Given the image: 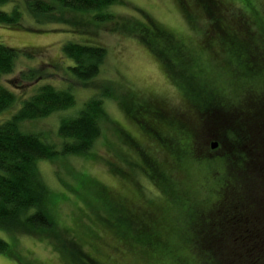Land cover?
Segmentation results:
<instances>
[{"label":"rangeland","instance_id":"obj_1","mask_svg":"<svg viewBox=\"0 0 264 264\" xmlns=\"http://www.w3.org/2000/svg\"><path fill=\"white\" fill-rule=\"evenodd\" d=\"M27 1L9 0L0 6L5 12L18 6L23 14L22 29L0 24V44L31 55L20 54L14 72L1 79L18 99L12 108L0 113V123L8 120L40 85L69 89L75 97L72 108L22 125L24 131L58 142L61 119L75 117L88 99L103 90H108L110 97L103 99L106 117L101 122V136L86 155H63L38 162L49 191L53 229L42 234L25 232L15 238L0 229V239L13 253H0V264H198L184 239L204 225L199 216L207 210L204 202L223 183L225 169L220 159L213 158L219 147H210L218 139L217 132L208 136L206 121L197 118L192 129L198 138L202 135V156L208 158L197 157L193 151L189 157L180 158L187 160L185 164L173 165L165 151L140 136L122 106L134 109L140 104L164 103L172 113H185V97L194 99V90L199 89H217L226 99L236 100L239 78L231 68H222L228 59L225 52L215 45L201 47L205 37L214 33L211 21L192 5V18L186 19L177 0H122L109 6V11L118 19L142 22L148 31L142 38L138 33L122 31L123 23L117 21L82 25V30L74 33L72 23L34 21ZM224 1L229 11L244 10L264 27V0ZM149 21L184 44L182 49L165 37L153 35ZM91 39L105 46L107 56L100 74L91 82L81 83L69 74L67 68L72 61L63 55L62 46ZM187 56L202 72H195L198 68L185 62ZM213 59L216 64L211 63ZM186 66H191L195 74L183 73L181 69ZM30 69L37 70L38 79H21V73ZM132 93L135 97L130 98ZM124 132L131 140H143L140 151L122 142Z\"/></svg>","mask_w":264,"mask_h":264},{"label":"trees","instance_id":"obj_2","mask_svg":"<svg viewBox=\"0 0 264 264\" xmlns=\"http://www.w3.org/2000/svg\"><path fill=\"white\" fill-rule=\"evenodd\" d=\"M177 1L186 19L192 18L189 9L193 6V9L202 10L211 21L214 33L205 37V44L201 47L215 45L225 52L228 59L222 68H231L239 78L236 100L226 99L217 89H199L194 90L195 100L185 97V113H172L164 103H145L138 108L136 105L134 109L122 104V110L135 123L140 136L165 151L174 161L173 165L185 164L187 160L180 158L189 157L193 151L197 157H205L202 156L203 146L199 139L202 135L198 138L192 129L197 118L206 121L208 136L217 132L219 151L213 158L220 159L223 164V183L211 199L204 202L207 210L199 215L204 225L184 241L193 249L198 264H264V27L242 9L241 13L229 11L224 0ZM8 2L0 0V6ZM121 2L28 0L27 8L34 21L72 23L74 33L82 30V25L92 27L117 21L123 23L122 31L138 33L142 38L148 32L142 22L118 19L109 11V6ZM22 17L18 6L10 12L0 10V24L6 27L22 29ZM147 24L151 26L153 35L165 37L164 40L175 42L179 44H176L177 48L182 49L184 44H180L165 28L151 21ZM84 42L87 43L67 42L62 46V53L72 61L67 68L69 74L81 83H88L100 74L107 50L96 40ZM20 54L31 57L21 49L0 44V113L17 103L16 94L3 85L1 79L14 72ZM161 56L170 63L166 54ZM185 62L197 67L195 72H202L192 57L187 56ZM181 70L195 74L191 66ZM35 71L22 72L20 78L34 81L39 75ZM105 97H110L108 90L88 99L75 117L61 119L57 127L58 142L24 131L22 125L72 108L75 97L69 89L40 85L31 96L21 101L20 107L8 120L0 123V229L12 238L25 232L42 234L53 229L49 191L38 171V162L51 161L63 155H86L101 136V122L106 117ZM132 97H135L134 93ZM163 133H170V136ZM122 137L124 144L141 150L142 139L136 137L137 140H131L126 132ZM165 142L170 146L164 145ZM0 253L13 256L10 246L2 239Z\"/></svg>","mask_w":264,"mask_h":264},{"label":"flooded vegetation","instance_id":"obj_3","mask_svg":"<svg viewBox=\"0 0 264 264\" xmlns=\"http://www.w3.org/2000/svg\"><path fill=\"white\" fill-rule=\"evenodd\" d=\"M213 144H215V146L218 147V143H217V142H211V143H210V147H211ZM216 147H215V148H216Z\"/></svg>","mask_w":264,"mask_h":264},{"label":"water","instance_id":"obj_4","mask_svg":"<svg viewBox=\"0 0 264 264\" xmlns=\"http://www.w3.org/2000/svg\"><path fill=\"white\" fill-rule=\"evenodd\" d=\"M215 147H216L215 144H213V145L211 146L212 149H214Z\"/></svg>","mask_w":264,"mask_h":264}]
</instances>
